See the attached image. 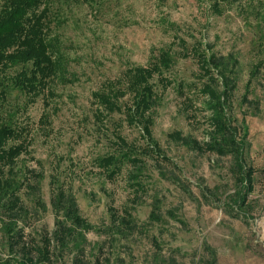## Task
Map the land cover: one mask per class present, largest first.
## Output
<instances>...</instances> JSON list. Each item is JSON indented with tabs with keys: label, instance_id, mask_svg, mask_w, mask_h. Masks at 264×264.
<instances>
[{
	"label": "rangeland",
	"instance_id": "1",
	"mask_svg": "<svg viewBox=\"0 0 264 264\" xmlns=\"http://www.w3.org/2000/svg\"><path fill=\"white\" fill-rule=\"evenodd\" d=\"M3 3L0 0V5ZM52 11L55 22L52 35L60 41L62 52L70 61L69 69L77 77L72 81L66 77L56 80L52 86L53 98L46 94L16 118L26 131L23 139L29 144L30 152L18 161L16 170L29 175L28 185L40 187L37 191L25 187L19 194L28 213L25 227L30 233V246L40 247L42 237L52 236L55 222L52 182L56 180L55 186L62 185L65 191L75 195L81 215L94 230L87 234L83 246L86 257L71 249L54 257V264H93L95 258L90 253L94 244L97 247L93 254L103 264L108 260L110 264H153L155 256H159L162 264H264V173L261 172L264 168V38H260L264 33V0H97L94 5L79 0H55ZM259 30V34L251 36ZM206 45L216 55L232 52L241 65L234 104L239 119L243 117L241 112L247 114L248 141L252 145L250 160L258 170V181L249 208L238 209L239 214L246 215L237 219L233 210L224 211L215 200L210 204L200 199L202 184L207 189L229 186L228 191H233L229 159L218 161L188 153L168 137L171 132H180L200 142L207 140L204 123L207 114L200 108L204 101L199 93L202 79L194 58L185 59L186 52H182L186 46L190 51L204 49ZM160 49H169L177 58L175 67L166 76L180 82L184 90L173 85L163 94L164 87L159 89L163 102L155 115L153 134L173 163L163 161L160 164L164 166H159L170 174L177 170L182 188L164 183L148 189L147 195L135 205L138 228L120 237L112 229L107 207H116L121 212L134 206L131 202L134 194L125 183L126 174L106 183L96 168L94 161L101 151L114 148L111 144L114 122L113 117L104 119V126L97 122L92 94L110 84L121 87L125 84L126 68L149 66ZM187 54L193 56V52ZM259 63L263 67L255 84V97L261 101L256 111L242 100L250 71ZM15 71L18 70L12 69L10 73L14 75ZM24 99L21 96L16 101L12 97L9 102L13 107L22 105ZM185 99L192 101L193 108H185ZM120 101L129 105L130 96ZM255 112L257 115L253 116ZM5 114L0 117L5 118ZM118 130L131 144L145 145L142 131L127 126L123 117L115 128ZM149 169L153 175L157 173L153 163ZM104 192L108 198L103 196ZM154 197L162 200L163 226L153 225L148 219ZM169 210L188 224L186 229L168 219ZM155 239L161 249L155 245ZM53 245L58 251L57 242L52 241L51 249Z\"/></svg>",
	"mask_w": 264,
	"mask_h": 264
},
{
	"label": "trees",
	"instance_id": "2",
	"mask_svg": "<svg viewBox=\"0 0 264 264\" xmlns=\"http://www.w3.org/2000/svg\"><path fill=\"white\" fill-rule=\"evenodd\" d=\"M54 1L4 0L0 5V116L6 113L5 118L0 117V264H54V257H58L61 252L69 253L68 250L71 249L79 251V255L84 254L86 257L83 246L87 243V234L94 230L81 215L79 201L75 195L65 191L62 185L55 186L58 181L54 180L51 205L55 222L52 236L47 234L42 237L43 244L40 247L30 246L31 243L28 241L30 233L25 227L28 213L19 197L23 188L37 191L39 186L35 188L34 185H28L29 175L19 174L16 170L22 156L30 154L29 144L23 139L26 131L17 124L16 118L21 111H27L46 94L47 97L53 98L55 94L52 86L56 80H64L66 77L67 81H72L77 77L69 69L70 61L63 54L60 41L56 39V35H52V28L55 25L52 11ZM79 1L90 5L97 2ZM253 32L251 36L259 34L261 30ZM262 37L264 38V33L260 35L261 39ZM193 49L189 51L186 46L182 52H186L183 58H194L202 79L199 93L204 101L200 108L207 114L204 120L207 125L205 131L207 140L200 142L180 132H171L168 137L188 153L214 157L218 161L229 159L231 165L228 167V173L230 172L232 178L233 191H228L229 186L207 189L203 187L205 184H202L200 199L210 204L215 200L222 205L220 208L224 211L230 213L233 210L234 218H241V215L246 214L243 212L239 214L238 209L249 208V199L255 192L258 181V170L250 160L252 145L248 141L247 114L241 112L243 117L239 119L234 104L241 65L232 52L226 56L216 55L212 47L207 45L204 49L201 47V50ZM189 52H193V56L187 54ZM176 62L177 58L169 49H160L149 66L126 68L123 74L125 84H121V87L110 84L106 89L92 94L97 107L94 114L97 122L104 126L103 120L109 117H113L114 122L111 130L114 143L111 144L115 149L111 147L108 151H101L102 154L94 161L96 168L103 174L106 183L117 181V177L126 174L125 183L134 194L131 201L134 206H129L121 212L117 211L116 207H107L112 229L113 231L115 229V234L119 233L120 237L138 228L135 205L147 195L148 189H154L157 184L158 186L159 184L164 186V183L178 186L182 184L177 170L170 171V174L159 166H164L160 164L163 161L172 163V159L166 152L163 153L164 150L153 134L155 115L162 106L163 94L173 85L178 90H184L180 82L169 80L166 76L170 74ZM262 67L263 65L259 63L252 68L243 95V103L249 104L253 109H256L258 102L261 101L255 97L257 95L255 84L261 78ZM12 69L18 71L12 75L10 73ZM160 88L163 94L159 93ZM127 95L130 96L129 105L120 101ZM21 96L25 98L22 105L18 103L12 107L9 99L14 97L19 101ZM250 96L253 98L250 99ZM185 101L186 109L193 108L190 99ZM47 104L50 107L48 102ZM256 115V112L253 113V116ZM45 117H42V121H45ZM122 117L127 126L142 131L144 146L131 144L119 130L115 131ZM98 139L102 140L101 137ZM151 163L155 165L157 171L155 175L149 169ZM261 172L264 173V168ZM185 192L191 193L190 190ZM103 196L108 198V193L104 192ZM200 199L199 203H202ZM37 202L39 206L45 207L40 201ZM161 206L162 200L154 197L148 217L153 225H164ZM167 217L178 222L184 229L188 226L172 210L167 212ZM52 241L57 242L58 251L54 249V245L51 249ZM154 243L161 249L156 239ZM96 247L94 244L90 253L91 258H95L92 263L103 264L93 254ZM155 257L153 264H162L159 256ZM106 264H110V260Z\"/></svg>",
	"mask_w": 264,
	"mask_h": 264
}]
</instances>
